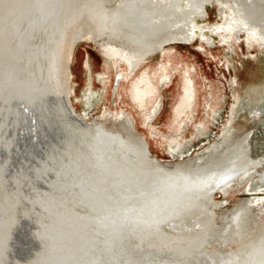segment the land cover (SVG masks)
<instances>
[{
	"label": "water",
	"instance_id": "water-1",
	"mask_svg": "<svg viewBox=\"0 0 264 264\" xmlns=\"http://www.w3.org/2000/svg\"><path fill=\"white\" fill-rule=\"evenodd\" d=\"M180 264H264V0H238Z\"/></svg>",
	"mask_w": 264,
	"mask_h": 264
}]
</instances>
